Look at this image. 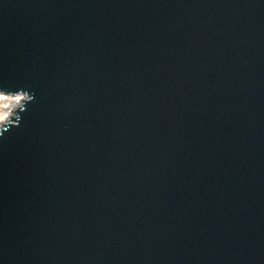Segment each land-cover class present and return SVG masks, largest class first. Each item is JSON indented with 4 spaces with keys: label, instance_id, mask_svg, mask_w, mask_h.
Returning a JSON list of instances; mask_svg holds the SVG:
<instances>
[{
    "label": "water",
    "instance_id": "95a60500",
    "mask_svg": "<svg viewBox=\"0 0 264 264\" xmlns=\"http://www.w3.org/2000/svg\"><path fill=\"white\" fill-rule=\"evenodd\" d=\"M0 264H264V0H0Z\"/></svg>",
    "mask_w": 264,
    "mask_h": 264
},
{
    "label": "clouds",
    "instance_id": "9594fccd",
    "mask_svg": "<svg viewBox=\"0 0 264 264\" xmlns=\"http://www.w3.org/2000/svg\"><path fill=\"white\" fill-rule=\"evenodd\" d=\"M35 102V95L28 90L12 91L0 88V142L7 139L6 133L21 126L28 105Z\"/></svg>",
    "mask_w": 264,
    "mask_h": 264
}]
</instances>
